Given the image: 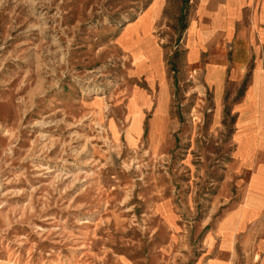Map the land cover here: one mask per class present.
I'll return each instance as SVG.
<instances>
[{
  "label": "rangeland",
  "instance_id": "374dc122",
  "mask_svg": "<svg viewBox=\"0 0 264 264\" xmlns=\"http://www.w3.org/2000/svg\"><path fill=\"white\" fill-rule=\"evenodd\" d=\"M157 3L0 0V264H200L242 196L199 82L178 73L188 2ZM154 37L179 125L153 148L124 110L146 87L130 52Z\"/></svg>",
  "mask_w": 264,
  "mask_h": 264
},
{
  "label": "crops",
  "instance_id": "0c3cea01",
  "mask_svg": "<svg viewBox=\"0 0 264 264\" xmlns=\"http://www.w3.org/2000/svg\"><path fill=\"white\" fill-rule=\"evenodd\" d=\"M163 2L158 0L157 10ZM187 2L184 33L176 45L182 51L178 73L185 81L199 82L190 90L207 107L209 135L228 144L231 174L244 175L238 185L243 190L240 199L206 230L200 264H264V0ZM130 53L128 74L142 77L146 87L128 89L124 117L127 126L129 121L139 123L136 144L149 119L154 148L159 128L179 125L172 104L178 76L166 71L155 37ZM198 118L203 123L204 112H198ZM243 255L252 257L240 260Z\"/></svg>",
  "mask_w": 264,
  "mask_h": 264
}]
</instances>
